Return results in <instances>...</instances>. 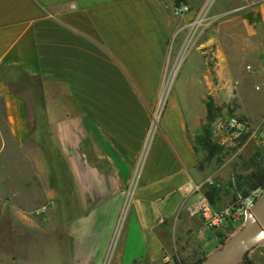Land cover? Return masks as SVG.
I'll list each match as a JSON object with an SVG mask.
<instances>
[{"label":"crops","instance_id":"1","mask_svg":"<svg viewBox=\"0 0 264 264\" xmlns=\"http://www.w3.org/2000/svg\"><path fill=\"white\" fill-rule=\"evenodd\" d=\"M173 1L0 0V157L50 142L67 162L36 208L56 210L54 224L21 253L0 249V264H191L209 252L215 227L177 188L206 177L189 140L202 113L189 124L171 99L147 138L187 15ZM241 1L244 25L264 37V0ZM250 248L253 261L264 253Z\"/></svg>","mask_w":264,"mask_h":264},{"label":"rangeland","instance_id":"2","mask_svg":"<svg viewBox=\"0 0 264 264\" xmlns=\"http://www.w3.org/2000/svg\"><path fill=\"white\" fill-rule=\"evenodd\" d=\"M242 3L241 0L173 1L171 10L175 5H186L184 10L173 14L179 16L187 12V15L181 17L179 22L184 25L169 50L163 86L157 97L159 109H155L156 118L150 119L147 138L155 124H159V116L171 99L178 100L184 108L189 124L191 112L196 116L202 113L197 122L200 124L207 99L213 111L210 126L213 119L228 114L245 119L248 126L264 116V37L258 26L255 31H249L244 25L241 13L245 5ZM211 137L221 150L204 163L202 171L222 189L221 207L233 201L237 193L241 195L239 188L235 190L234 180L254 166L250 158L257 146L247 131L237 133L224 129L215 132L211 127ZM66 165L50 142L37 144L33 141L24 151L13 145L6 148L0 157L2 251L21 253L27 249L29 240L35 244L38 230L49 231L56 210L44 213L36 208L46 202L45 190L58 189L59 182L66 179L63 176ZM258 189H250L247 194ZM242 223L226 220L216 226L217 238L205 247V251L210 252L218 244L225 243ZM185 245L194 253L198 251L191 240ZM250 247L252 252L264 251V243ZM199 257L198 254L195 258ZM263 259L264 253H261L253 262Z\"/></svg>","mask_w":264,"mask_h":264},{"label":"built area","instance_id":"3","mask_svg":"<svg viewBox=\"0 0 264 264\" xmlns=\"http://www.w3.org/2000/svg\"><path fill=\"white\" fill-rule=\"evenodd\" d=\"M185 8L186 5L184 4L175 5L172 12L179 13ZM157 102L152 111L151 118H156L157 116L156 110L159 109V104ZM211 127L215 132H219L224 129H230L237 133L247 131L254 139L257 146L258 158L264 169V116L252 126H248L245 119H241L234 114H228L224 117H217L213 119ZM205 183H213V181L209 176H206L202 180L198 181L187 179L179 183L177 188L194 195V197L187 203L186 211L191 216H198L201 219L202 224L207 228L221 225L226 220H229L230 222H243L246 218V208L253 203L256 195L260 192L259 188L258 190L244 196L237 193L233 201L228 202L219 208H214L208 197L201 190L202 185ZM262 262L264 264V259ZM230 264H244V262L239 259Z\"/></svg>","mask_w":264,"mask_h":264},{"label":"trees","instance_id":"4","mask_svg":"<svg viewBox=\"0 0 264 264\" xmlns=\"http://www.w3.org/2000/svg\"><path fill=\"white\" fill-rule=\"evenodd\" d=\"M213 117L212 103L209 99L205 101V113L204 117L201 120L197 131L190 136L189 140L191 142L192 148L197 154L196 167L202 169L204 163L208 162L214 155L220 152L221 146L215 142L211 137V126L210 121ZM201 151L202 155L199 156L198 152ZM251 162L254 165L246 174L239 175L235 180V190L240 189L241 195L244 196L247 194V191L253 188H262L264 186V169L260 164L258 158V152L251 156ZM220 187L214 183H205L202 185V192L208 197L210 203L214 205L217 192ZM234 195V194H233ZM223 243L218 244L215 247L222 245ZM205 255L197 258L192 264H198L203 259ZM244 264H263V262L254 263L251 258L248 257L247 252L241 258Z\"/></svg>","mask_w":264,"mask_h":264},{"label":"water","instance_id":"5","mask_svg":"<svg viewBox=\"0 0 264 264\" xmlns=\"http://www.w3.org/2000/svg\"><path fill=\"white\" fill-rule=\"evenodd\" d=\"M246 218L222 245L207 253L198 264H230L241 259L247 249L264 243V186L245 210Z\"/></svg>","mask_w":264,"mask_h":264}]
</instances>
